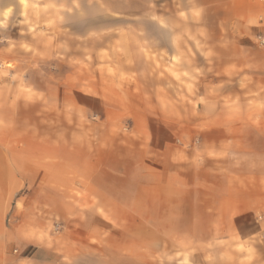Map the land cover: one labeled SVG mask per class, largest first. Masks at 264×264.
Segmentation results:
<instances>
[{
	"label": "rangeland",
	"instance_id": "rangeland-1",
	"mask_svg": "<svg viewBox=\"0 0 264 264\" xmlns=\"http://www.w3.org/2000/svg\"><path fill=\"white\" fill-rule=\"evenodd\" d=\"M196 1L208 0H0V124H18L14 99L35 96L42 107L35 104L21 112L32 121V132L40 128L47 137L88 134L96 144L98 123L107 115L114 122L107 124L109 146L116 143L114 133L121 140L130 131L138 102L155 129L168 135H193L204 127L195 125L206 117L264 118L260 96L245 94V80L228 78L221 63L211 60L210 47L200 45ZM205 19L210 22L209 15ZM115 106L124 114L118 116ZM246 128L264 134V125ZM11 132H18V126L12 124ZM144 171L157 178L152 169ZM212 193H194L203 201L199 208L180 207L186 220H167L179 211V206L167 204L149 215L158 220L99 226L108 235L123 233L124 247L136 244L129 234H138L140 245L149 247L143 255L156 264L264 260V252L259 253L264 246V207L246 209L238 190L232 191L238 198L231 199ZM258 193L251 190L250 200L258 201ZM235 211L241 218L227 220ZM195 213L202 214L200 220L190 219ZM52 226L55 233L63 229L61 224ZM161 233L191 236L168 239ZM194 233L215 235L201 238ZM173 250L177 254L168 253Z\"/></svg>",
	"mask_w": 264,
	"mask_h": 264
},
{
	"label": "crops",
	"instance_id": "crops-1",
	"mask_svg": "<svg viewBox=\"0 0 264 264\" xmlns=\"http://www.w3.org/2000/svg\"><path fill=\"white\" fill-rule=\"evenodd\" d=\"M194 12L201 25L196 23L200 45L210 47L211 60L221 63L228 78L245 80L244 93L258 94L264 110V45L258 43V37L264 38V0L196 1ZM35 104L42 107L37 96L15 98L19 123L0 124V264H156L143 255L149 247L140 245L138 234H129L136 244L124 247L123 233L108 235L99 223L158 220L149 215L167 204L179 206L167 220H186L180 207H201L203 201L193 195L203 189L228 199L238 198L232 193L238 190L246 209L264 207V134L246 128L264 125V118L206 117L193 135H168L155 129L138 102L130 131L121 140L114 133L116 143L109 146L107 124L113 121L107 115L98 123V141L91 144L88 134L47 137L43 129L32 132V121L21 112ZM115 107L118 116L124 114ZM12 124L18 126L13 135ZM251 190L260 191L258 201L250 200ZM201 216L195 213L190 219ZM239 218L237 211L227 215V220ZM54 223L63 229L55 233ZM161 234L168 239L191 236Z\"/></svg>",
	"mask_w": 264,
	"mask_h": 264
},
{
	"label": "built area",
	"instance_id": "built-area-1",
	"mask_svg": "<svg viewBox=\"0 0 264 264\" xmlns=\"http://www.w3.org/2000/svg\"><path fill=\"white\" fill-rule=\"evenodd\" d=\"M258 43H259L260 45H264V38H262V37H258Z\"/></svg>",
	"mask_w": 264,
	"mask_h": 264
}]
</instances>
